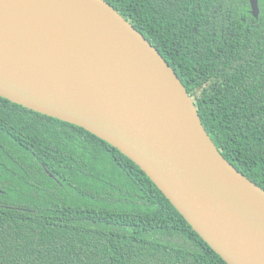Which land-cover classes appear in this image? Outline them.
Instances as JSON below:
<instances>
[{"label": "trees", "instance_id": "trees-1", "mask_svg": "<svg viewBox=\"0 0 264 264\" xmlns=\"http://www.w3.org/2000/svg\"><path fill=\"white\" fill-rule=\"evenodd\" d=\"M106 1L174 68L225 158L264 189V13L249 0ZM0 264L228 263L119 149L0 96Z\"/></svg>", "mask_w": 264, "mask_h": 264}, {"label": "water", "instance_id": "water-1", "mask_svg": "<svg viewBox=\"0 0 264 264\" xmlns=\"http://www.w3.org/2000/svg\"><path fill=\"white\" fill-rule=\"evenodd\" d=\"M0 96L109 142L228 264H264V189L225 158L174 68L106 0H0Z\"/></svg>", "mask_w": 264, "mask_h": 264}, {"label": "flooded vegetation", "instance_id": "flooded-vegetation-1", "mask_svg": "<svg viewBox=\"0 0 264 264\" xmlns=\"http://www.w3.org/2000/svg\"><path fill=\"white\" fill-rule=\"evenodd\" d=\"M249 4H250L249 12L252 13V14L254 15V13H253V11H252V7H251L250 0H249ZM258 4H259V14H258V16H255V15H254L255 18L260 17V15H261L262 13H264V0H258ZM243 19L245 20V17H244Z\"/></svg>", "mask_w": 264, "mask_h": 264}]
</instances>
